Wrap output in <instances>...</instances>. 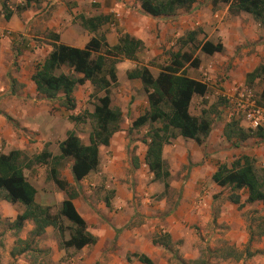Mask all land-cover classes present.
I'll use <instances>...</instances> for the list:
<instances>
[{
	"label": "crops",
	"instance_id": "0c3cea01",
	"mask_svg": "<svg viewBox=\"0 0 264 264\" xmlns=\"http://www.w3.org/2000/svg\"><path fill=\"white\" fill-rule=\"evenodd\" d=\"M64 1L77 0H44L45 4L54 6L63 5ZM80 1L82 4L71 11L72 14H77L73 16L75 21L79 15L85 18L96 15L109 16V21L97 31L109 46L116 44L117 35L120 33L128 34L143 43L136 62L122 60L115 66L117 84L110 90V107L121 112L122 122L120 121L119 130L110 137L108 145L98 147L96 170L74 182L69 171L70 162H64L62 167L57 169L59 178L75 190L76 197L71 203L84 221L86 231L94 236L96 241L79 251L60 250L57 247L56 231L46 227L42 236L34 241L29 250L14 253L11 257L9 252L15 246V241L26 239L33 225L27 220L20 231L7 228L8 233L11 232L12 240L8 247L5 246L3 239L6 234L2 225L5 221L12 222L24 208L19 204H8L0 200V262L5 259H16L18 264H33L34 257L48 252L46 254L51 255L50 260L54 264H57L64 255L68 256L65 260L70 261V264H140L131 257V254L143 255L152 264H171L172 260H177L173 258L175 253L181 255L178 258L180 260L195 261L203 249L212 257L203 264H264V234L259 236L260 240L248 242L249 225L254 218L249 223L247 221L254 215L263 219L264 207L258 202L244 203L246 198L244 191L240 192L239 204H232L226 198L228 190L210 181V176L218 164L229 165L241 155L248 157L254 155L258 160H262L258 158L259 154L245 147L247 140L239 143L237 147H232L224 140L222 128L229 121L227 119L220 123L218 133L212 132L211 124L210 132L201 145L179 136L175 137L161 150V158L167 164L169 172L167 191H172V195L176 194L174 201H177V206L168 210L165 198H158L164 194L163 186L152 181V175L144 162L146 146L141 141L147 127L143 126L127 133L131 121L147 109V103L140 82L135 79L127 80L125 77V73L136 66H146L151 75L155 76L158 72L157 63L163 66L168 62L167 54L162 55L165 39L175 37L173 42L167 44L174 45L170 51L174 52L178 49L176 39L184 35L181 31L194 30L204 20L208 25L216 27L218 43L226 52L230 49V41L239 36L247 35L256 41L257 45L254 43L256 52L252 55H256L258 61L263 58L257 66L263 65L264 28L253 22L246 14L229 15L226 6H223V12L214 11L211 17L208 16L207 9H211L209 0L194 3L187 13L178 12L179 15L187 16L181 17L182 22L179 18L177 23H174L177 16L151 18L143 15L137 3L135 4L137 11L132 12L124 9L117 0ZM80 7L85 9L84 12H78ZM26 9L18 14L13 13L9 20L5 21L0 5V31L7 32V35L0 37V152L6 154L11 150H18L31 157L45 146L51 155L56 156L57 144L64 140L67 132H73L82 145L89 144V121L85 119L82 123H75L67 116H77L91 111V103L90 107L85 104L87 99L92 102L89 98L92 88L88 82L75 88L72 94L75 100L74 110L65 111L59 107L60 112H51V107L47 106L50 104L49 101L37 96L30 76L35 63L43 60L50 50L51 42L44 37L46 32L57 34L60 43L78 49L83 48L93 34L83 30L78 22L68 20V17H71L69 14L61 27V22L58 20L49 22L51 17L45 18L44 13L36 14V17L30 20ZM226 15L230 18L244 15L248 20L247 23L240 25L236 21L227 24L222 20L227 17ZM40 19L44 20L42 24H39ZM33 20L36 21L32 24L35 30L29 33L27 24ZM166 20H173L172 25L165 26ZM149 22H152L151 27L148 26ZM15 43L19 45L13 52L11 48ZM181 51L188 50L184 47ZM218 54L220 53L215 55ZM154 58L162 59L160 62L157 59L153 62ZM196 58L199 60V66L196 69L187 67L189 69H185V73L187 77L196 81H201L202 75L206 76V92L198 99H207L208 90L213 91L216 97L233 96L230 92L235 90V87L232 85L224 92L210 76L211 64L202 63L203 59L200 56ZM13 62L16 67L13 66ZM197 72L198 76H195ZM10 79L13 80V84L10 83ZM262 85L261 80L260 90ZM248 86L250 85L242 87L252 93L253 90ZM79 92H83L81 97ZM48 170L47 165H34L24 169L23 175L35 190L34 203L41 207H49L50 212L55 213L65 196L48 180ZM222 190L225 192H221ZM196 201H199V204L196 205ZM163 233L169 236L170 250L152 244V237ZM174 246L175 252L171 253Z\"/></svg>",
	"mask_w": 264,
	"mask_h": 264
},
{
	"label": "trees",
	"instance_id": "16d2710c",
	"mask_svg": "<svg viewBox=\"0 0 264 264\" xmlns=\"http://www.w3.org/2000/svg\"><path fill=\"white\" fill-rule=\"evenodd\" d=\"M31 0H24L21 6L12 7L7 0H1L2 16L8 21L13 13L26 9ZM140 12L151 18H173L178 12L187 13L192 5L202 0H133ZM212 9L219 5L226 6L228 14L248 15L253 22L264 28V0H209ZM109 21L107 15L93 17L77 16L78 25L92 37L83 48L78 49L59 42L57 34L46 32L50 50L43 60L35 63L30 81L40 98L57 102L65 111L75 108L73 91L77 86L88 82L92 88L89 98L91 111L81 115H69L67 118L75 123L87 119L90 124L89 144L84 146L73 132H67L64 140L57 144L58 155L53 156L46 147L36 155L27 157L18 150L4 154L0 152V200L8 204H19L24 210L12 222L7 223L9 230L20 231L24 221H31L33 228L24 240L17 239L9 252L19 254L30 249L34 241L42 236L46 227H51L57 234V247L60 250L79 251L84 246L93 245L95 237L86 231V225L75 211L71 200L76 197L75 190L58 176V168L64 162H70L69 171L74 182H78L98 165V147L107 146L110 137L119 130L121 112L110 107V90L117 84L116 64L122 60L137 61V54L143 43L125 33L117 35L116 44L109 46L104 37L97 33L98 29ZM199 30H191L176 39L178 49L168 52V62L158 66V72L152 76L146 66H136L127 71V80H138L146 99L147 109L131 121L127 130L146 126L147 131L142 139L146 146L144 162L152 181L163 186L165 194L169 188V172L167 164L161 158L162 147L179 136L201 145L210 132L211 120L204 110L199 116L189 113L193 97H201L206 86L186 76L187 67L196 69L199 60L189 51H181L186 46H195L206 56L222 52L220 43L208 41L197 43ZM13 66L16 67L15 62ZM255 79H261L262 88L255 101L258 107H264V64L245 74L246 85ZM13 84V80L10 79ZM8 119L7 117H5ZM222 137L232 147H237L248 139L264 144V127L256 129L242 128L237 121L229 120L222 128ZM34 165H47V178L61 191L65 198L55 213L49 207H41L34 203L35 190L23 175V170ZM216 186L227 189V200L239 204L240 192L244 191V203H260L264 207V169L257 171L250 157L241 155L227 164H218L210 176ZM107 205V203H106ZM260 227L263 226L259 225ZM264 229L257 236L263 235ZM66 235V237H65ZM251 241V237L248 242ZM152 244L165 250L171 249L169 236L166 233L155 234ZM140 264H152L143 255L131 254ZM128 261V260H127ZM179 264H203V262L185 261L177 258Z\"/></svg>",
	"mask_w": 264,
	"mask_h": 264
},
{
	"label": "rangeland",
	"instance_id": "374dc122",
	"mask_svg": "<svg viewBox=\"0 0 264 264\" xmlns=\"http://www.w3.org/2000/svg\"><path fill=\"white\" fill-rule=\"evenodd\" d=\"M9 2V4L12 7L15 6H21L20 4H18L16 2V0H7ZM117 2H120L124 9H128L129 11L132 12H136V3L133 2L132 0H117ZM24 4V3H23ZM22 4V5H23ZM79 4H82L80 0H77L76 2H72V1H64L63 5L60 6H54V5H48L45 4L44 0H31L29 2V5L27 7V9L25 11L29 12L28 14V18H30V20H32L34 17H36V14H41L44 13V17L45 18H49V22H55L56 20L59 21V23L61 22V27L63 26V23L65 21L66 16L69 14L71 17H68V20L71 19L73 23L77 22V20L75 21V19H73V16H76L77 14H72V10L75 9ZM95 5H97V3H94ZM208 4V2H207ZM0 5H1V1H0ZM45 9V11H44ZM210 9V8H209ZM207 9V15L211 17L212 13L214 11H222L224 10V7L222 5H219L218 7L214 8V9ZM84 8L80 7L78 12H84ZM37 12V13H36ZM77 13V11H76ZM53 16V18H52ZM187 16V14H177V17L174 19V23H177V20H181V22L183 21L181 19V17ZM227 16V15H226ZM43 18V17H41ZM229 18L230 20L228 21ZM224 17L222 20L229 24L230 22L232 23L233 21H236L238 23V25L240 24H244L247 23V18H245L244 15L242 16H238L235 18H230V17ZM193 19V18H192ZM191 19V20H192ZM41 22H39V24H42V19H40ZM239 20V21H238ZM169 21V22H167ZM172 21L173 20H166V22H164V25L167 26L168 25H172ZM198 21L200 22L201 19H198ZM222 21V22H223ZM30 22V21H29ZM235 22V23H236ZM35 24L36 21L33 20L32 22H30L29 24H27V26H29V33L34 32V27L32 24ZM72 23V24H73ZM152 22L148 23V26L151 27ZM177 25V24H174ZM242 29V27H240ZM180 29L182 30V28L180 27ZM194 30H199V35L197 37V43H202L205 41L208 42H213V43H218V35H217V29L216 27L212 26L211 24L208 25L206 23V21L204 20L203 22L201 21V23H199V25H197V27L194 28ZM243 30V29H242ZM187 31H189L188 29H184L182 30V34H185ZM3 35H7L6 31H0V37H3ZM243 36V35H242ZM239 36V38L237 39H232L230 41V49L228 50V52H226V49H223V51L218 54V55H211V56H206L201 54L200 52H198L197 48H195V46H186V50H188L189 52L192 53V56L198 57L200 56L203 60L202 63L204 64H211L212 69H210V76L211 78L215 81V83L218 85H220L221 89L224 90V92H226V90H228L232 85L233 87H235V90H231V94L233 96H235V94L242 88L243 85H246L245 83V74L247 72H249L250 70H252L255 66H257L258 64L261 63L262 59H259V61L257 60V56L256 55H252L253 52L255 51V45H257L255 42L253 41L252 38L248 37L247 35L245 36ZM248 38V39H247ZM175 40V37L170 36L169 39H165V45L162 46V55H166L168 52H170L173 46H168L167 44L170 42H173ZM34 42V41H33ZM40 42V41H39ZM35 43V42H34ZM255 43V45H254ZM38 44V43H35ZM19 43H15L12 44V51H16V48H18ZM41 45V44H40ZM167 45V46H166ZM155 59H157L158 62L161 61L162 58H154L153 62H155ZM155 64V63H154ZM160 64L157 63V66H159ZM187 70L189 68H186ZM195 76H198V72L195 73ZM119 78H121V75H119ZM226 85H228V87H226ZM247 86V85H246ZM260 86H261V80H255L251 85L248 86L249 88H251L252 91V95H253V99L254 101H256L257 99V95L258 92L260 90ZM78 90H76L77 92ZM81 91V90H80ZM75 92V93H76ZM81 93L83 94V92H79V96L81 97ZM88 101H86V106L90 107V101L89 99H87ZM227 100L225 98L222 97H216V95L214 94L213 91L208 90V98L207 99H198V97H194L193 101L191 102L190 105V113L192 115H200L201 110H204L206 112V115L210 118L211 120V124H212V132L213 133H218V130L220 128V123L224 122V120H237L239 122L241 115H237L238 117L234 116L233 113V107H230L227 102ZM50 104H48V107H51V112L53 111H61L60 108L58 107L57 102H49ZM46 104H43V106H45ZM79 115V114H78ZM122 122V120H121ZM240 124V123H239ZM242 126V128H245L243 126H245L244 124L240 125ZM245 147L248 148V150H253L256 151L259 154L260 159L262 160H258L257 158H255V156H251L250 158L253 161L254 167L257 171H260L262 169H264V165H262V163L264 162V145H262L260 142L254 140V139H249L246 141L245 143ZM247 150V151H248ZM260 152V153H259ZM257 155V154H256ZM175 172H177V170H175ZM221 192H225V190H222ZM243 194V193H242ZM172 196L176 197L175 195H172V191H167L165 194H161L158 196V198L164 197L165 201L168 205V210L174 208V206H177V201H174L175 197L172 198ZM225 198V197H224ZM255 211H257L255 209ZM254 218V219H253ZM256 218V219H255ZM252 220V222H250L249 225V236L251 237V241L256 242L258 240H260L259 236H257V234L264 229L263 226H259L264 224V216L263 219L262 217L258 216V215H254L253 217H249L247 219L248 223L249 221ZM4 226V233L6 234V236L4 237V241H5V246H9L10 245V241L11 239V232L8 233L9 231L7 230V221H5L3 223ZM1 227V226H0ZM249 237V238H250ZM175 246L172 247V251L171 253H174L175 251ZM5 252H7L5 250ZM236 252V251H235ZM48 252L40 253L38 256L33 258V264H54L51 260L50 254H46ZM200 257H198V261L199 262H208L209 259H212V257L210 256L209 252L206 250L201 249L200 251ZM240 253H242V251H240ZM236 255L238 253H235ZM178 256V257H177ZM179 256L181 257V255H177L176 253L174 254L173 258H179ZM5 257H7V255L5 254ZM68 256L64 255L62 257V259H60L57 264H70V261L65 260L67 259ZM185 261H192V260H185ZM105 263V262H104ZM0 264H18V262L16 261V259H5L2 260V262H0ZM76 264V263H75ZM171 264H179L177 262V260H172Z\"/></svg>",
	"mask_w": 264,
	"mask_h": 264
},
{
	"label": "built area",
	"instance_id": "2783aa9c",
	"mask_svg": "<svg viewBox=\"0 0 264 264\" xmlns=\"http://www.w3.org/2000/svg\"><path fill=\"white\" fill-rule=\"evenodd\" d=\"M16 2L22 5L24 0H16ZM198 82L205 85L207 83L206 76L202 75L201 81ZM225 99L227 100V104L233 107L234 116L238 117L237 115H241L239 122L236 119L234 120L238 124L240 123L239 125L244 124L245 126L243 127L251 130L264 127V107L256 105L250 90L242 87L235 96H229ZM197 204H199V201H196Z\"/></svg>",
	"mask_w": 264,
	"mask_h": 264
}]
</instances>
